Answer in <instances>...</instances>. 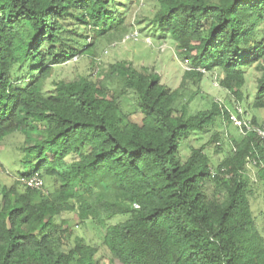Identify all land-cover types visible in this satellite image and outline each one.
<instances>
[{
    "label": "trees",
    "instance_id": "obj_1",
    "mask_svg": "<svg viewBox=\"0 0 264 264\" xmlns=\"http://www.w3.org/2000/svg\"><path fill=\"white\" fill-rule=\"evenodd\" d=\"M131 5L0 0V143L19 133L28 156L27 172L0 182V264H99L97 247L70 242L63 214L102 231L109 264H264V211L258 227L249 202L256 189L264 198V144L230 118L264 124L241 105L255 69L247 106L264 110V0H156L150 37L169 38L189 63L174 90L126 61L99 70L96 42L136 31L126 32ZM81 57L94 74L44 90L54 68ZM214 71L232 105L215 98L194 107ZM206 135L216 152L229 145L218 165L206 144H190ZM35 174L43 188L20 182Z\"/></svg>",
    "mask_w": 264,
    "mask_h": 264
},
{
    "label": "rangeland",
    "instance_id": "obj_2",
    "mask_svg": "<svg viewBox=\"0 0 264 264\" xmlns=\"http://www.w3.org/2000/svg\"><path fill=\"white\" fill-rule=\"evenodd\" d=\"M130 1H132V5L128 14V21L126 22V32L132 29V25V30L138 31L140 37L136 43L123 42L121 41L122 38H116L110 41L107 39L97 41L95 52L98 55L101 54L98 62V64H100L99 70L103 71L107 68V66L117 61H126L135 67L143 66L154 70L160 76L161 83L163 85L168 86L173 90L177 89L181 83L185 69H188L189 63L183 61L178 55L176 50L177 46L172 40L169 38H164L161 41H155L150 37V31L147 27V23L151 20L153 15L156 0ZM111 43H115V47H111ZM93 68L94 66L92 67L90 61L87 58H74L71 62L53 69L50 78L44 83V90H50L52 82H57L66 77H74L75 75L84 76L91 73L94 74L95 72L92 71ZM220 76L221 73L214 71L212 77H206L202 80L199 85V93H201L204 99L196 95L194 98V107L203 108L206 106L209 100H214L215 98H217V100L221 99L222 101H227L228 98V101L232 105L233 101L231 100L233 98H230V96L225 94L224 91L217 88V83H215V81L217 82ZM257 77L258 73L255 69H250L247 71L245 89L246 95H248V100L242 101L241 105L242 108L247 111L248 117L252 118V116H255L258 119V123L260 124L264 122V110L249 111L247 106V103L249 104L253 100ZM193 90L196 89L193 87ZM125 106L129 110L134 109L132 101H125ZM24 139L25 138L21 134L15 133L5 137L0 143V182L6 186H10L13 184V182L17 181V176L19 173L23 174L24 172H27V166H25L24 162L28 159V156L22 153L20 150ZM194 139L197 138L191 136V145L205 146L206 144V149L212 160V163L214 165L221 163L224 156L226 155L227 147H229L228 144H226V146L223 148L224 151L216 152L213 145H207L208 135L203 136L199 141ZM187 146L188 144H184L180 149L179 154L182 161H184L188 156ZM246 173L249 179L254 181L256 178L255 169H246ZM249 202L251 210L254 216H256L257 226L259 227L262 221L260 214L264 211V198L260 189L255 190L254 196L250 198ZM61 219L68 220L67 227L73 230V236L70 242H73L75 238H81L85 243L97 247L98 254L96 256V262L99 264H109L111 256L109 251L105 248V246H103V233L101 230L88 223L86 225L79 224L76 217H73L70 214H63Z\"/></svg>",
    "mask_w": 264,
    "mask_h": 264
},
{
    "label": "built area",
    "instance_id": "obj_3",
    "mask_svg": "<svg viewBox=\"0 0 264 264\" xmlns=\"http://www.w3.org/2000/svg\"><path fill=\"white\" fill-rule=\"evenodd\" d=\"M129 40H134L137 41L138 40V33L137 31H134L132 34L125 36L122 41L123 42H127ZM114 46V44H112V47ZM236 107V105H235ZM237 112L239 111V108L236 107ZM231 120L233 122L234 125H236L239 129H240V134L242 135H246L247 133L251 132L253 134H255L257 136V138L259 140L262 141V143L264 144V124L260 125V126H252L250 125V123L248 121H241L239 119H237L236 116L231 115ZM250 165H255V161H250L249 162ZM224 171V170H222ZM22 183L24 185H26L28 188H32V189H41L43 188V182L41 180V178H39L38 175H33L30 178L24 179L22 180Z\"/></svg>",
    "mask_w": 264,
    "mask_h": 264
},
{
    "label": "clouds",
    "instance_id": "obj_4",
    "mask_svg": "<svg viewBox=\"0 0 264 264\" xmlns=\"http://www.w3.org/2000/svg\"><path fill=\"white\" fill-rule=\"evenodd\" d=\"M260 125H263V124H260ZM260 125H259V126H260ZM250 161H254V160H250ZM251 166H252V165H250V163H249V164H248V169L252 168ZM253 166H255V165H253ZM31 177H32V176H31ZM29 178H30V177H29ZM25 179H27V178H25ZM22 180H24V179H22ZM22 180L20 181L21 183H22ZM22 184H23V183H22Z\"/></svg>",
    "mask_w": 264,
    "mask_h": 264
}]
</instances>
